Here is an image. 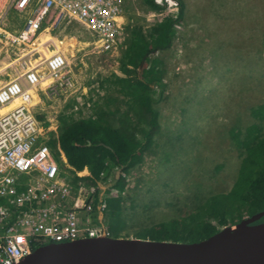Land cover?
Wrapping results in <instances>:
<instances>
[{
	"label": "rangeland",
	"instance_id": "obj_1",
	"mask_svg": "<svg viewBox=\"0 0 264 264\" xmlns=\"http://www.w3.org/2000/svg\"><path fill=\"white\" fill-rule=\"evenodd\" d=\"M182 1L186 16L177 22L171 46L151 53L138 68L139 73L145 74L150 66H155L154 59L160 60L156 70L165 87L161 101L155 107L159 112L161 129L156 134L158 144L153 147L156 149L145 153L144 161L129 172L131 178L123 196L127 225L124 228L120 224L119 229H124L119 234H111L115 237L162 240L161 236L149 235L147 229L196 209L211 193L230 190L239 175L242 163L240 150L235 139L227 131L222 132L236 124L234 114L229 116L231 105L227 107L223 102L225 96L231 98L229 76L221 81L218 75L234 66L235 60L229 50L231 47L237 49L235 43L238 41L234 38L224 41L235 34L231 33L234 27H238L242 34L253 28L251 35L241 38L250 39L255 55L264 58V0ZM128 8L127 16L124 15L128 23L125 26L126 36L116 53L100 51L96 47V37L72 17H66L54 26L45 24L38 41L23 45L14 52L0 45V86L18 76L13 63L29 61L31 55L19 61L17 59L33 47L39 46L41 69L46 65V59L56 51L68 57L77 81V94L64 96L65 93L61 92L60 96L49 98L41 92V102L34 108L36 115L49 123L52 129L49 143L55 144L53 149L56 152L61 116L78 120L104 110L115 126L120 125L122 116L126 114L134 123L138 122L131 109L133 102L130 96L114 83L112 74L120 73L121 59L131 43L129 37L133 25L138 26L144 37L151 41L150 33L156 24L172 16L161 13L149 16L150 11L146 12L143 0L129 3ZM246 12L248 16L245 17ZM175 16L173 18L179 15ZM21 20L13 21L16 22L15 29ZM9 25L11 27L10 22ZM214 44V52L219 47L225 52L220 56L215 54V61L211 53ZM235 54L237 61L244 58L242 53ZM257 75L255 73L253 78ZM50 81L51 77L45 82ZM151 86L152 94L158 97L161 88L155 83ZM262 90L245 94L243 100L234 98V102L239 104L237 121L242 126L246 127L253 121L249 111L264 99ZM76 102L79 108H75ZM0 112H5V109L0 107ZM244 113L242 123L239 115ZM141 125L144 123L141 122ZM44 126L47 129L45 123ZM56 157L63 164L60 155ZM248 216L245 213V218Z\"/></svg>",
	"mask_w": 264,
	"mask_h": 264
},
{
	"label": "built area",
	"instance_id": "obj_2",
	"mask_svg": "<svg viewBox=\"0 0 264 264\" xmlns=\"http://www.w3.org/2000/svg\"><path fill=\"white\" fill-rule=\"evenodd\" d=\"M158 1L167 4L160 15L179 11L177 0ZM9 2H13V9L28 14L19 32L15 25L11 24L10 29L4 24L10 19L4 6ZM125 2L0 0L3 12L0 45L15 46V49L28 46L39 40L36 29H43L45 24L54 26L72 17L96 37V47L100 51L116 53L126 36ZM37 50L39 48L35 47L28 51L31 58L20 63V70L16 71L18 78L0 86V107L7 109L0 112V264H17L46 243L111 236L108 200L121 197L128 190V184L124 190L116 187L115 174L108 171H102L95 182L75 181L70 167L61 164L51 146L46 145V136L52 129L34 112L38 105L37 95L40 90H45L52 98L60 96L61 92H72L76 90L77 81L64 53L54 52L41 69ZM48 77L56 82H45ZM60 158L65 160L63 153ZM89 175L87 169L79 172V176ZM120 177L128 182L131 173L121 171ZM94 215L98 216L97 225L92 222Z\"/></svg>",
	"mask_w": 264,
	"mask_h": 264
},
{
	"label": "trees",
	"instance_id": "obj_3",
	"mask_svg": "<svg viewBox=\"0 0 264 264\" xmlns=\"http://www.w3.org/2000/svg\"><path fill=\"white\" fill-rule=\"evenodd\" d=\"M145 3L153 9L163 8L156 4L155 0H145ZM185 16V5L182 1L178 18H167L156 24L150 33L151 41L144 37L138 26H132L133 32L129 37L131 43L125 51L126 55L121 59L120 73L116 72L112 75L115 77L114 83H117L122 92L130 96L133 102L131 109L137 116V123L126 114L122 116L120 125L115 126L104 110L78 120L72 117L70 119L60 117L57 143H60L59 146L69 164L76 171L88 167L91 173L88 177L77 176L75 181L84 179L95 182L100 178L102 171L109 173L116 169L130 171L144 161L145 153L156 149L153 147L158 144L156 134L160 131L161 125L155 104L161 101L165 87L161 75H158L156 70L160 60L154 59L155 66H150L145 74L139 73L138 68L151 53L171 46L176 35L175 24ZM233 16H237L236 13H233ZM246 16H248L247 12ZM252 30L253 28L242 34L240 30L238 31V27H234V31L231 29V33L235 32V34L229 35L224 41L232 38L238 41L235 43L237 49L231 47L229 50L235 60L234 66L230 69L226 68L218 75L221 81L229 76L232 91L231 98L225 96L223 102L227 107L231 105L229 116L231 113L234 114L236 124L235 127L225 128L222 132L227 131L230 137L235 139V144L240 150L242 163L238 178L230 190L211 193L196 209L150 226L147 232L152 237L161 236L162 240L174 239L185 242L200 241L226 225L241 221L245 218V213L253 215L264 210V133L262 132L264 126L260 125L261 122L264 123V99L250 108L253 121L246 127L237 121L239 104L234 102V98L243 100L245 94L261 88L264 94V58L259 54L255 55L250 39L241 38L247 34L251 35ZM214 50L215 44L211 52L214 61L215 54L220 56L225 53L220 51V47L215 52ZM235 52L242 53L244 58L237 61ZM255 73L258 75L253 78ZM153 83L161 88L158 97H154L151 92ZM226 115L228 116V113ZM239 116L244 123L245 113ZM141 122L144 125H141ZM50 146L54 148L55 144L52 143ZM114 182L120 190L125 189V180L115 177ZM123 201L122 197L108 200L110 206L107 215L108 226L113 235L119 234L127 225ZM120 224L124 226L122 230L119 229Z\"/></svg>",
	"mask_w": 264,
	"mask_h": 264
},
{
	"label": "water",
	"instance_id": "obj_4",
	"mask_svg": "<svg viewBox=\"0 0 264 264\" xmlns=\"http://www.w3.org/2000/svg\"><path fill=\"white\" fill-rule=\"evenodd\" d=\"M262 218L264 210L193 242L112 235L50 242L17 264H264Z\"/></svg>",
	"mask_w": 264,
	"mask_h": 264
},
{
	"label": "clouds",
	"instance_id": "obj_5",
	"mask_svg": "<svg viewBox=\"0 0 264 264\" xmlns=\"http://www.w3.org/2000/svg\"><path fill=\"white\" fill-rule=\"evenodd\" d=\"M178 2H179V5H180V8H179V11L177 12V13H174V14H176V16L175 17H177V15H179L178 13L181 11V2H180V0H177ZM126 2H128L127 3V5H126V8H125V16H126V12L129 10V8H128V5H129V3H131V2H135V0H128V1H126ZM155 2H156V4H158L160 7H163V8H159L158 10L157 9H153V8H151V7H149L146 3H145V0H143V3H144V6H145V8H146V12L148 13L149 11V16H151L152 14L154 15H156V14H158V13H161V12H165L164 10H165V8H166V6H167V4H165V5H163V4H161L158 0H155ZM174 14H169V15H171L172 17H174ZM169 15H167V17L169 16ZM166 17V18H167ZM178 18V17H177ZM177 18H175V19H177ZM165 20V19H164ZM164 20H161L162 22L164 21ZM160 21V22H161ZM182 21V20H181ZM180 20H179V22H181ZM176 24H177V22H176ZM176 24H175V27H176ZM45 26V25H44ZM125 26H128V23H125ZM40 92V94H39V98H40V101H39V103L41 102V99H42V95L43 96H46V97H48L47 96V94H46V91L44 90V91H42V90H40L39 91ZM41 92H42V95H41ZM44 92V93H43ZM76 95L77 94V86H76V90H74V91H72V92H67L64 96H72V95ZM58 97V96H57ZM49 98H51V97H49ZM75 100V99H74ZM75 108H79V103L78 102H76V105H75ZM38 116V115H37ZM88 116H90V115H88ZM38 117H40V118H42V119H44L43 117H41V116H38ZM44 120H46V119H44ZM58 136H57V138L56 139H58V137H59V133L57 134ZM59 143V142H58ZM88 170L89 171V168L88 167H85L83 170H81V171H84V170ZM133 169V168H132ZM131 169V170H132ZM118 171H120V173H121V171H125V170H122V169H116L115 171H112L114 174H115V177L116 178H118ZM90 172V171H89ZM111 172V173H112ZM116 172V173H115ZM126 172H130V171H126ZM90 175H91V173H90ZM89 175V176H90ZM85 177H88V176H85ZM119 179H122L121 177H120V175H119ZM115 184V183H114ZM126 184H127V182H126ZM117 187V186H116ZM126 187V186H125ZM119 188V187H118ZM124 196V195H123ZM123 196H121L122 198H124ZM121 197H118V198H121ZM251 216V215H250Z\"/></svg>",
	"mask_w": 264,
	"mask_h": 264
},
{
	"label": "bare ground",
	"instance_id": "obj_6",
	"mask_svg": "<svg viewBox=\"0 0 264 264\" xmlns=\"http://www.w3.org/2000/svg\"><path fill=\"white\" fill-rule=\"evenodd\" d=\"M13 2H9V3H5V7H6V9H7V12L8 11H17V10H15V9H13ZM18 12V11H17ZM41 12H42V10H39V14H41ZM3 14V12L2 11H0V16ZM127 16V15H126ZM45 18H46V15H45V17H44V20H45ZM161 20H163V19H161ZM125 21V20H124ZM162 22V21H161ZM125 23H127V22H125ZM4 24L6 25V27H8L7 26V24H6V21H4ZM46 26V25H45ZM45 26L43 27V28H45ZM11 29V28H10ZM37 31H39V34H40V32L43 30L41 27L39 28V29H36ZM12 49V51L14 52L15 51V46L14 47H9L8 49ZM48 79H49V77H48ZM46 81V80H45ZM51 81H53V82H56V80L54 79V78H51ZM50 81V82H51ZM49 82V83H50ZM59 88H61L60 86H59ZM7 109L5 108V111H6ZM43 126H44V124H43ZM45 127V126H44ZM50 135L48 134L46 137V145L47 146H49L50 145V143H49V140H50V137H49ZM42 141H43V139H42ZM52 152H53V155L56 157V155H60L61 156V154L63 153V150L61 149V147L60 146H58L57 147V152L52 148ZM62 159V158H61ZM62 161H64L63 163H65V165H67L66 167H70L69 168V171L71 172V174H72V176H73V178H74V180H75V178L77 177V176H79V172L80 171H76L73 167H71L70 165H69V163H68V160H67V158L65 159V160H62ZM59 168L61 169V170H63V167L62 166H59ZM68 177V176H67ZM68 178H70V177H68ZM71 179V178H70ZM72 180V179H71ZM73 181V180H72ZM79 181V180H78ZM110 207V206H109ZM110 211V210H109ZM97 219H98V216L97 215H94L93 217H92V222H93V224L94 225H97V223H96V221H97ZM108 231H109V229H108ZM109 233H110V231H109ZM111 234V233H110ZM92 237V236H91Z\"/></svg>",
	"mask_w": 264,
	"mask_h": 264
},
{
	"label": "crops",
	"instance_id": "obj_7",
	"mask_svg": "<svg viewBox=\"0 0 264 264\" xmlns=\"http://www.w3.org/2000/svg\"><path fill=\"white\" fill-rule=\"evenodd\" d=\"M8 13H9V17H10V19H9V21H6V24H7V26L8 27H10V25H9V22L11 23V24H13V25H15V23L16 22H13L14 20H18V19H23V21L21 20V24L15 29L16 31H20V30H22L23 29V27H24V24H25V15H28L27 13H20V12H17V11H8ZM12 15V16H11ZM12 17H14L13 19H12ZM11 28V27H10ZM45 32V31H44ZM35 47H33V49H34ZM38 48H39V46H38ZM8 50H12L11 48L10 49H8ZM28 56V52H26V53H24L23 55H21L17 60L19 61V60H21V59H23L25 56ZM23 62V61H22ZM25 62H27V61H25ZM17 61H15V63H13L14 64V68L17 70V71H19L20 70V67L18 66L20 63H18ZM36 99H38V105H39V95H37V98ZM3 109V108H2ZM63 154H64V152H63ZM64 157H65V159H66V156H65V154H64Z\"/></svg>",
	"mask_w": 264,
	"mask_h": 264
},
{
	"label": "flooded vegetation",
	"instance_id": "obj_8",
	"mask_svg": "<svg viewBox=\"0 0 264 264\" xmlns=\"http://www.w3.org/2000/svg\"><path fill=\"white\" fill-rule=\"evenodd\" d=\"M263 220H264V218L261 219V221H263Z\"/></svg>",
	"mask_w": 264,
	"mask_h": 264
}]
</instances>
